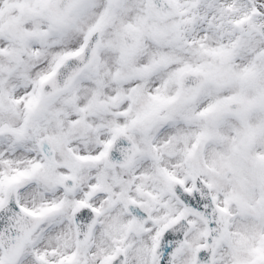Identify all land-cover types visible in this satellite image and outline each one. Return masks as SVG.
<instances>
[{
  "label": "snow or ice",
  "instance_id": "6c2138e0",
  "mask_svg": "<svg viewBox=\"0 0 264 264\" xmlns=\"http://www.w3.org/2000/svg\"><path fill=\"white\" fill-rule=\"evenodd\" d=\"M0 264H264V0H0Z\"/></svg>",
  "mask_w": 264,
  "mask_h": 264
}]
</instances>
